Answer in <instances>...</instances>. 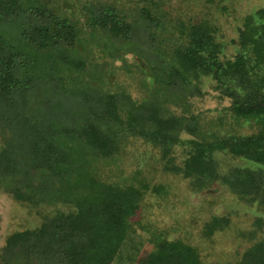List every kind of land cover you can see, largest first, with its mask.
<instances>
[{
	"label": "trees",
	"instance_id": "trees-1",
	"mask_svg": "<svg viewBox=\"0 0 264 264\" xmlns=\"http://www.w3.org/2000/svg\"><path fill=\"white\" fill-rule=\"evenodd\" d=\"M81 1L68 0L63 13L50 0H0V127L11 132L0 147V189L29 210L43 209L38 226L7 235L2 262L111 264L122 256L150 185L139 170L111 180L103 171L118 167L133 138L158 150L165 171L198 187L220 179L264 207V168L236 166L221 174L214 157L227 150L264 166V7L239 29L240 51L224 58L215 27L169 16L167 0H141L132 10L134 0L128 6ZM126 52L148 64L128 71L139 73L142 97L127 90L110 62ZM203 75L230 99L216 117L191 111L189 97ZM52 87L69 101L66 119L45 112ZM32 103L43 109L38 116L28 113ZM245 122L256 130L238 133ZM183 132L192 137L182 138ZM44 205L57 206L46 211ZM228 223L215 215L204 233L210 237ZM156 243L162 264H203L198 249L180 238ZM235 264H264V239Z\"/></svg>",
	"mask_w": 264,
	"mask_h": 264
},
{
	"label": "rangeland",
	"instance_id": "rangeland-1",
	"mask_svg": "<svg viewBox=\"0 0 264 264\" xmlns=\"http://www.w3.org/2000/svg\"><path fill=\"white\" fill-rule=\"evenodd\" d=\"M67 1L50 0V5L64 13L67 11ZM119 1L129 5L126 0ZM144 3L134 0V4L131 3L127 8L132 10L133 5L141 6ZM164 7L169 16L207 22L215 27L216 40L221 44V55L226 58L240 51L239 29L244 27L246 17L256 16V10L264 7V0H167ZM109 59L113 65L119 67L118 80L125 82L127 90L134 97H142L145 92L139 88V73L129 75L128 71L134 67L142 69V66L148 70L145 58L133 52H126L122 58ZM215 84L216 81L210 75H203L196 82L197 93L189 97L192 112L202 111L216 117L222 113L223 107L229 105L230 99L220 96ZM51 89L47 95L52 97L48 103L51 110L46 109L45 112L51 113L54 118L66 119L64 114L71 112L67 105L69 101L65 100L64 95H59L61 92L55 91L53 87ZM32 104L28 113L38 116L43 109L41 106L37 109L36 104ZM170 107L175 112L181 111L178 105L171 104ZM228 127L225 125L224 129ZM235 129L238 133L249 134L254 132L256 127L245 122ZM10 136L9 127H0V147L5 143V137L9 139ZM190 137L192 135L189 133H182V138ZM214 157L221 174L236 166L264 168L259 162L235 156L227 150H216ZM184 158L183 146L179 145L176 148L175 161L181 164ZM119 160L118 167L103 171L108 180L139 170L142 176L147 178L150 188L144 191L140 209L132 217L130 241L123 248L122 256L118 255L111 264H162L164 252L156 243L157 239L161 238H180L194 245L203 264H235L249 246L264 239L263 205L258 201L242 198L220 179L207 186L198 187L180 173L165 171L158 150L139 138L129 141ZM155 185H162L161 192L153 191ZM52 206L44 205L43 208L51 211L57 205ZM42 212L43 209H27L9 193L0 189V247L4 245L10 233L38 226ZM215 215L227 217L229 223L208 237L204 233L205 223L213 220ZM0 264H5L1 258Z\"/></svg>",
	"mask_w": 264,
	"mask_h": 264
}]
</instances>
